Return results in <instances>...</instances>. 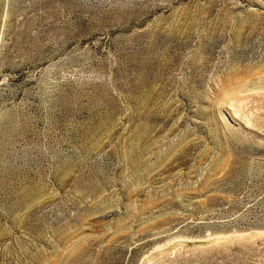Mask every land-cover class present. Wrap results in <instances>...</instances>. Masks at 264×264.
I'll list each match as a JSON object with an SVG mask.
<instances>
[{"label":"rangeland","instance_id":"rangeland-1","mask_svg":"<svg viewBox=\"0 0 264 264\" xmlns=\"http://www.w3.org/2000/svg\"><path fill=\"white\" fill-rule=\"evenodd\" d=\"M0 264H264V0H0Z\"/></svg>","mask_w":264,"mask_h":264}]
</instances>
